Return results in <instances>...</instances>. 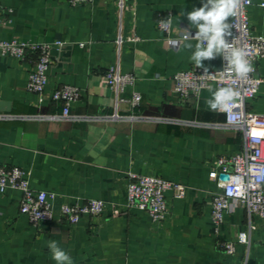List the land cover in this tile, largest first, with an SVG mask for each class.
<instances>
[{"label":"crops","instance_id":"crops-1","mask_svg":"<svg viewBox=\"0 0 264 264\" xmlns=\"http://www.w3.org/2000/svg\"><path fill=\"white\" fill-rule=\"evenodd\" d=\"M263 1L253 0L249 10L252 32L262 37ZM203 2L93 0L73 7L69 0H0V6L13 11L12 24L0 27V40L61 44L52 50L43 103L28 90L37 56L29 53L17 60L0 54V101L12 104V113L2 114L13 117L0 121V167L25 170L32 189L53 197L55 213L51 223L34 226L20 212L21 192L0 195V264H56L49 240L58 241L73 264H264V219L254 216L250 245L236 244V253L228 255L222 244L237 242L239 233L249 230L247 211L233 208L218 235L211 217L213 197L222 192L223 180L210 174L220 157L242 152L243 136L217 127L226 118L207 104L215 89L187 100L178 96L173 78L196 67L190 60L194 49L186 48L187 42L169 48L158 28L171 14V37L182 29L196 31L186 13ZM202 65L220 70L222 55ZM114 66L135 77L122 97L140 93L138 107L117 108L105 79ZM257 75L264 81V59L257 63ZM64 86L79 88L82 94L72 106L73 116L100 119L51 120L63 106L50 96ZM247 109L264 114V83ZM115 113L141 120H107ZM130 174L181 183L187 187L186 197L176 199L169 192L168 216L155 223L147 212L127 206ZM91 200L107 204L101 216H85L76 225L61 216L64 204Z\"/></svg>","mask_w":264,"mask_h":264},{"label":"built area","instance_id":"built-area-1","mask_svg":"<svg viewBox=\"0 0 264 264\" xmlns=\"http://www.w3.org/2000/svg\"><path fill=\"white\" fill-rule=\"evenodd\" d=\"M93 0H69L73 7L91 4ZM264 5V1L260 4ZM253 6V0L248 3L242 0L241 7L235 17H229L232 24V35L226 37L227 42L234 47L243 48L248 55L246 59L253 71L246 77L240 78L229 71L227 61L222 56V67L214 71L201 67H193L178 72L173 81L175 91L181 98L187 100L190 97H198L205 90L231 87L240 93L235 101V106L230 112H223L225 123L217 126L220 129L237 131L243 136V150L234 156H222L214 164L211 178H221L228 175V181H222V192L213 197L211 217L218 235L224 224L226 214L236 207L246 209L249 218V230L238 235L237 242H225L223 251L228 255L236 253V244L249 246L251 243V231L253 226L251 219L254 216L264 219V114L248 111L247 104L256 98L264 81L257 75V63L264 59V37L255 36L251 29L249 10ZM262 7V6H261ZM264 9V7H262ZM13 11L0 6V27L12 24ZM172 15L162 18L158 22V28L167 36L166 44L171 49H178L183 40L184 31H190L194 37L196 31L182 29L177 37H171ZM194 40V39H192ZM195 41V40H194ZM196 42V41H195ZM121 44V40L118 41ZM60 43L49 44L43 42H23L18 40H0V54L23 60L29 53L37 56V61L29 75L28 90L39 97L40 103L46 99V90L49 84V72L52 67V50ZM108 87L116 95L117 108L121 104H129L133 108L138 107L143 97L140 93H134L131 98H123L125 88L134 84L135 77L130 74H122L119 67H111L105 74ZM79 88L64 86L55 91L51 96L53 103L62 104V112L59 116L50 118L54 121L79 122L98 121L100 118H78L72 115L73 104L81 98ZM13 117L0 114V121ZM123 119L141 120L140 117L122 118L118 113L108 117L109 121ZM156 123H170L164 118H142ZM182 123V122H180ZM192 125L200 127V123ZM9 190L22 193L20 212L26 216L34 226L48 224L54 220L53 197L45 191H35L30 185L28 175L20 167H0V195ZM127 206L138 208L149 214L155 223L166 220L168 216L167 194L172 192L176 199H184L187 187L181 183L170 182L157 176L130 174L127 187ZM107 208V204L101 200H91L83 204L79 202L64 204L61 207V216L70 225L78 224L83 217L101 216Z\"/></svg>","mask_w":264,"mask_h":264},{"label":"clouds","instance_id":"clouds-1","mask_svg":"<svg viewBox=\"0 0 264 264\" xmlns=\"http://www.w3.org/2000/svg\"><path fill=\"white\" fill-rule=\"evenodd\" d=\"M242 0H206L199 8L193 7L186 13L190 22V27L196 29L193 37L190 31H184L183 40L185 47L194 49L190 60L196 67H202V61L215 58L222 55L227 61L229 71L236 76L244 78L253 71L251 64L246 59L248 53L240 47H234L227 42L226 37L231 36L232 24L228 23L229 17H235L241 7ZM251 3V0H247ZM264 7V5H261ZM181 15H185L183 11ZM196 41L193 45L190 41ZM211 91V90H210ZM240 96L238 91L231 87H221L212 91V98L207 101L209 107L213 110L230 112L235 106V101ZM264 175V173H261ZM47 247L51 253V259L56 264H73L72 257L56 240H49Z\"/></svg>","mask_w":264,"mask_h":264},{"label":"water","instance_id":"water-1","mask_svg":"<svg viewBox=\"0 0 264 264\" xmlns=\"http://www.w3.org/2000/svg\"><path fill=\"white\" fill-rule=\"evenodd\" d=\"M2 113H7V114L12 113V104L10 102L0 101V114H2ZM221 179L223 181H228L229 176L223 175V176H221Z\"/></svg>","mask_w":264,"mask_h":264}]
</instances>
